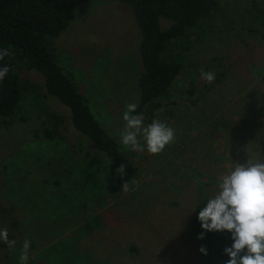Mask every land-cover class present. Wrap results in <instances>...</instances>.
I'll use <instances>...</instances> for the list:
<instances>
[{"label":"rangeland","instance_id":"374dc122","mask_svg":"<svg viewBox=\"0 0 264 264\" xmlns=\"http://www.w3.org/2000/svg\"><path fill=\"white\" fill-rule=\"evenodd\" d=\"M220 2L211 30L193 37L172 97L157 112L156 119L173 128L174 140L158 154L121 146L131 167L124 172L127 188L115 198L107 196L109 165L93 174L76 162L85 170L77 174L81 183L68 194L53 195L62 188L55 178L63 179L76 165L63 149L47 146L39 129L45 111L34 110L33 99L21 105L17 121L0 129V212L14 202L29 223L13 248L0 243V264H20L26 239V264H225L230 234L207 232L198 239L196 213L202 199L215 194L217 177L238 163L264 161V28L258 18L264 17V0ZM169 25L161 19L163 29ZM253 27L256 32H248ZM54 43L64 71L119 142L125 106L137 104L143 72L141 31L130 6L87 1ZM202 72L215 79L209 83ZM28 77L46 94L39 73ZM38 97V105L43 101L65 118L64 143L84 144L68 109L55 96ZM12 218L0 214L8 237L13 232L5 221ZM202 245L207 254L199 251Z\"/></svg>","mask_w":264,"mask_h":264},{"label":"trees","instance_id":"16d2710c","mask_svg":"<svg viewBox=\"0 0 264 264\" xmlns=\"http://www.w3.org/2000/svg\"><path fill=\"white\" fill-rule=\"evenodd\" d=\"M87 1L94 0H0V48H6L10 52L9 56L0 60V65L9 66L8 74L0 81V129L17 121L15 119L21 105L26 102L28 104L33 99L36 107L34 110L45 111L39 129L47 141V146L53 145L55 148L63 149L65 155L69 156L71 164L76 162L78 165H83L85 170L89 169L93 174L100 170L106 171L109 165L111 179L105 178L109 184L107 196L115 198L126 181L124 173L120 174L116 169L121 164L125 165V171L131 167L126 158V151L95 117L88 99L80 91L76 81L64 71L54 43L70 27L77 9ZM107 1H119L130 6L141 31L140 55L143 72L141 71L138 77L139 95L136 113L143 115L144 122L151 123L153 118L156 119L161 101L172 97L171 88L186 67L184 53L191 48L193 37L201 34L202 31L203 34H208L214 15L220 11L221 2L220 0ZM258 18L264 28V17L258 16ZM161 19L168 20L169 27L163 29ZM248 32L255 33L256 29L253 27V30ZM261 37L264 40V34ZM32 71H36L44 78L43 85L47 95L42 93V87L38 82L28 77V73ZM223 75L224 73L219 76ZM49 95L55 96L68 109L72 126L83 135L81 136L85 139L84 144L81 140L76 146L64 143L62 129L65 118L48 109L43 101L41 106L37 103L38 96L46 100ZM38 138L42 139L40 134ZM59 142L64 143L63 146L58 145ZM84 147L86 150L83 149ZM100 155L102 158H99ZM48 162L50 166L52 159ZM77 164L72 170L67 171L63 179L55 178V185L62 188L58 193H54V196L64 192L68 194L74 185L78 186L81 183L77 174L85 170H80ZM53 199L52 196L51 202ZM21 207L19 205L18 209L13 202L0 212L3 217L8 213L14 217L5 221L6 227L13 232L9 234L12 240L22 236L23 230L29 225L27 221H23ZM131 250L137 251L134 247Z\"/></svg>","mask_w":264,"mask_h":264},{"label":"clouds","instance_id":"9594fccd","mask_svg":"<svg viewBox=\"0 0 264 264\" xmlns=\"http://www.w3.org/2000/svg\"><path fill=\"white\" fill-rule=\"evenodd\" d=\"M9 55L8 49L0 48V60ZM8 72L7 64L0 65V81ZM201 75L209 83L215 79L212 72H202ZM137 107L135 103L126 104L119 143L133 151L142 148L158 154L174 140V130L155 118L145 125L143 115L136 113ZM116 171L123 174L125 165L121 164ZM123 188H127V182ZM216 189L214 195L202 199L204 206L196 213L202 229L198 239H203L207 232L226 231L230 234L231 243L223 249L228 257L225 264H264V161L238 163L225 175L217 177ZM0 243L9 248L16 243L9 239L7 228H0ZM29 248L30 241L26 239L22 244L20 264H26ZM199 251L207 254L203 245Z\"/></svg>","mask_w":264,"mask_h":264}]
</instances>
